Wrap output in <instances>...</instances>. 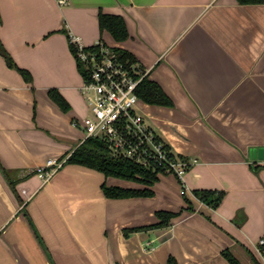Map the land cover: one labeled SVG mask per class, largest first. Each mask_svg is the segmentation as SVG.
Wrapping results in <instances>:
<instances>
[{
	"label": "crops",
	"instance_id": "1",
	"mask_svg": "<svg viewBox=\"0 0 264 264\" xmlns=\"http://www.w3.org/2000/svg\"><path fill=\"white\" fill-rule=\"evenodd\" d=\"M99 11L121 15L128 37L100 31ZM67 36L128 51L172 100L139 108L174 153L194 160L184 194L171 173L149 186L73 163L47 181L31 173L84 140L83 77ZM0 41L31 75L0 55V264H229L224 249L264 264V0H0ZM104 182L154 193L107 198ZM201 189L224 196L212 208L193 194ZM157 211L179 214L124 234L158 222Z\"/></svg>",
	"mask_w": 264,
	"mask_h": 264
},
{
	"label": "built area",
	"instance_id": "2",
	"mask_svg": "<svg viewBox=\"0 0 264 264\" xmlns=\"http://www.w3.org/2000/svg\"><path fill=\"white\" fill-rule=\"evenodd\" d=\"M58 3L64 4L66 0ZM69 42L75 48L72 54L76 62L83 67L81 93L88 109L80 120L84 139H102L115 157L158 169L159 173L173 174L181 180L180 193L184 194L182 179L194 160L178 158L140 111L136 89L146 74L136 63L121 60L112 46L101 41L92 45L93 48L76 36H69ZM64 160L49 158L34 170L40 179L47 181ZM257 244L264 247V238H259Z\"/></svg>",
	"mask_w": 264,
	"mask_h": 264
},
{
	"label": "trees",
	"instance_id": "3",
	"mask_svg": "<svg viewBox=\"0 0 264 264\" xmlns=\"http://www.w3.org/2000/svg\"><path fill=\"white\" fill-rule=\"evenodd\" d=\"M239 1L258 2L260 0H239ZM98 25L100 31L107 30L115 41H123L128 37L126 24L124 18L121 15L103 13L99 11ZM67 38H68L70 50L72 53H74L75 48L69 42L68 36ZM93 47L94 46L92 45L89 46V48H93ZM112 49L124 62L128 64L136 62L132 54L129 53L128 51L120 47H114V46L112 47ZM0 55L4 58L8 67L17 69V71L22 75L24 80L31 81V75L29 74V72L16 65L9 52L2 45L1 41H0ZM136 92L140 100H142L145 103L164 105V106L173 105L172 100L166 95L163 89L155 81L149 79L146 75L141 79L136 89ZM48 95L58 104V106L62 110H67L69 108L66 101L55 89H49ZM177 157L186 160L188 159L178 154ZM65 163L83 165L103 173L105 177L120 178L123 180L146 184L148 186L152 185L154 182L158 180V174H159L158 169L146 168L127 158L113 156L110 153L106 143L102 139L94 138V137H87L77 147H75V149L65 158L62 165ZM257 168L258 167H255L254 169ZM2 171L6 173V170L4 168L2 169ZM31 173L33 174L36 172L35 170H33ZM162 173H168V172H162ZM177 180L179 183H181V180L179 178H177ZM101 190L104 196L107 198L151 196L154 193V191L149 188L137 189V188H125L118 185L109 186L105 182L102 183ZM193 194L200 201L204 202L205 204H207L212 208H215L222 200L224 196V191L201 189V190H194ZM186 201L188 203L186 209L192 210L191 203L189 202V200H187V198ZM155 214L159 219L158 222L153 223L146 227H134V228L124 229V234L127 235L129 232L138 231L142 229L167 226L170 223L171 218L177 216L179 212L157 211ZM36 234L38 236L37 232ZM259 248L261 251L264 250L263 246H260ZM221 254L229 264H241L240 261L228 249L222 250ZM166 264H178V263L173 256H168Z\"/></svg>",
	"mask_w": 264,
	"mask_h": 264
},
{
	"label": "water",
	"instance_id": "4",
	"mask_svg": "<svg viewBox=\"0 0 264 264\" xmlns=\"http://www.w3.org/2000/svg\"><path fill=\"white\" fill-rule=\"evenodd\" d=\"M264 149H259V151H263ZM260 158H264V156L259 155Z\"/></svg>",
	"mask_w": 264,
	"mask_h": 264
},
{
	"label": "rangeland",
	"instance_id": "5",
	"mask_svg": "<svg viewBox=\"0 0 264 264\" xmlns=\"http://www.w3.org/2000/svg\"><path fill=\"white\" fill-rule=\"evenodd\" d=\"M81 68H83L82 65H81Z\"/></svg>",
	"mask_w": 264,
	"mask_h": 264
}]
</instances>
